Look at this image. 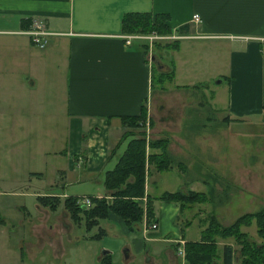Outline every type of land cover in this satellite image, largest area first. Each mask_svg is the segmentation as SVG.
Masks as SVG:
<instances>
[{
  "label": "crops",
  "instance_id": "crops-1",
  "mask_svg": "<svg viewBox=\"0 0 264 264\" xmlns=\"http://www.w3.org/2000/svg\"><path fill=\"white\" fill-rule=\"evenodd\" d=\"M125 11L166 13L169 30L163 34L172 37L153 40L150 45L147 39L136 37L125 43L123 34L138 32L121 30L120 17ZM32 16L42 19L51 32L43 46L33 44L24 32ZM154 70L160 83L163 77L165 81L152 89ZM195 86L206 91L204 100L178 93L181 87ZM192 103L213 110L220 107L219 113H224L220 120L226 122L264 114V0H0V164L12 166L5 165L3 172L17 171L22 163H34L37 155L45 161L48 154L59 151L64 155L58 170L63 180L61 192L51 191L49 183L42 193L63 199L64 186L89 179L109 163L111 167L120 145L124 143L122 150L128 139L109 155L126 129L120 116L138 113L141 104L146 112L142 122L146 138L167 137L169 156L164 170L148 166L145 181L150 177L151 184H161L164 188L159 193L196 190L191 187L193 181L206 183L201 167L186 188H166L176 185L181 172L193 167L197 135L191 131L210 126L191 122L189 112L196 108ZM53 115L63 141L52 150ZM211 117L205 114L202 118L207 121ZM201 135L210 138L211 132ZM13 163H19L20 168ZM29 167L23 168L24 174L35 172ZM3 174L0 195L30 193L20 184L3 186V177L8 176ZM144 191L149 195L145 182ZM155 196L152 220L156 227L138 230L140 239L187 240L186 224L182 232L181 226L170 232L181 212L179 203ZM140 201L144 205L145 197ZM60 204L62 201L56 208ZM35 208L41 212L37 217L25 204L0 198V264H99L104 252L85 254L79 249L83 236L73 233L74 220L67 217L63 206L57 219H51L48 211L53 210L39 202ZM208 216L196 220L199 235L190 240L199 239ZM107 217L117 218L113 214ZM117 220L127 233L133 232ZM145 220L143 214L141 221ZM166 221L171 222L169 228ZM56 224L63 229L54 233ZM219 238L218 248L230 242L218 245Z\"/></svg>",
  "mask_w": 264,
  "mask_h": 264
},
{
  "label": "rangeland",
  "instance_id": "rangeland-1",
  "mask_svg": "<svg viewBox=\"0 0 264 264\" xmlns=\"http://www.w3.org/2000/svg\"><path fill=\"white\" fill-rule=\"evenodd\" d=\"M158 77L159 74L154 70L152 89L157 88L165 81V77H163V81L160 83ZM178 91L181 94L187 93L191 95L190 97H194V100H204L203 93L206 92L198 86L188 87L187 89L181 87ZM192 105L196 108L189 112V116L193 117L191 122H204L210 124V126L191 131L197 135L196 146L193 145L192 151L194 153L193 167L190 171L193 170V172L186 170L181 172L182 176L178 180L179 182L175 183L176 185L166 187L168 190L182 189V186L183 189L186 188L189 178L195 174L196 169L202 168V174L203 176L205 175L206 183H202L201 179H199L197 182L193 181L191 187L196 189L194 191H204V199L200 201L195 200L183 205L181 212L177 219H175L176 222L174 221L173 227L170 229L172 233V230L175 231L177 226H185L184 224L186 223L184 236L187 239L198 237L200 227L196 220L200 221L207 214H213L219 223L225 225L229 224L241 213L254 211L264 206V114L244 116L241 119L234 118L236 116L230 114V117L234 119L226 122L220 120L221 115L224 114L223 112L219 113L221 111L220 107L213 110L206 104L196 106L192 103ZM185 106H183V109L187 108ZM205 114L211 115V119L205 121L202 118ZM144 128L143 131H145ZM210 132V138L207 136L203 137L202 135L199 136L200 134H209ZM62 135L59 121L54 119L53 115L50 145L52 150L58 148L62 143ZM123 145L124 143L120 145V150ZM63 164L64 155L59 151L48 154L45 161H41L37 155L36 161L34 163L29 161V165L22 163L21 166L19 163H13L14 167L20 168L21 166L22 169L17 171L8 169L3 172L2 170L5 168V165L10 168L12 166L6 162H2L0 164V174H8V176L3 177V186L15 188L20 184L22 190L29 191L30 193L0 195V198L7 202L14 201L25 204L33 216H39L41 212L35 208V203H37L35 193L44 194L42 192H45V189L50 186L48 185L49 183H51V191L61 192L62 186L59 187V185H62L63 180L60 181L58 170ZM26 166L34 168L35 172H31L28 175L24 174L23 168L25 170ZM109 166L110 163L107 164L106 168ZM102 174L103 171L93 174L89 179L86 177L84 180L67 184L64 186V196L68 194L83 196L92 193H102L103 195L106 189L102 184ZM145 183L147 185V193L152 198L164 188L161 184H151L150 177ZM188 190H184V192ZM62 200L60 197L59 202ZM152 202L156 203L155 201ZM62 206L63 202L56 210L48 211L49 217L51 219L60 218V208ZM170 224V221H166L168 228ZM56 225L53 226L52 232L54 233L63 229L60 224ZM242 229L247 231L251 238L258 239L255 233L254 221H251L248 226H242ZM140 230H142V221ZM72 231L74 234L83 236V239L78 244L80 250L85 254L93 251L100 253L102 250H106L109 252L111 264H183V253H181V250L178 252L177 249V246L180 245V242L177 241L178 238L170 239L169 243L167 241L151 242L145 239L141 240L136 230L127 233L117 218L102 217L96 222L89 223L86 222L85 217L80 212V218L74 221ZM134 236L137 238H134ZM179 239L184 241L183 238ZM225 240L232 243L236 253L237 244L231 238H219L218 245ZM170 243H174V245L172 246ZM165 246L167 252L164 249ZM148 256L152 257L151 260L150 258L148 260Z\"/></svg>",
  "mask_w": 264,
  "mask_h": 264
},
{
  "label": "trees",
  "instance_id": "trees-1",
  "mask_svg": "<svg viewBox=\"0 0 264 264\" xmlns=\"http://www.w3.org/2000/svg\"><path fill=\"white\" fill-rule=\"evenodd\" d=\"M166 18L167 14L164 12L125 11L120 17V27L123 32L154 31L162 34L169 30L165 22ZM171 41L173 40L169 43ZM167 43L164 45L169 46ZM171 71L170 67L169 77ZM145 117V107L142 104L138 113L120 116L126 129L110 148L109 155L115 152L124 138L128 137V139L113 165L103 170L102 184L106 192L102 196H89L88 205L78 203L74 195L64 196L63 206L71 219L74 221L79 219L81 212L86 222L93 223L99 218L113 214L130 231L141 229L143 214L147 222L153 219L152 197L144 191L145 174L149 165L159 171L166 169L169 166V156L167 137L146 138L145 131L140 128ZM143 196L144 205L140 201ZM204 197L203 191L184 192L180 189L164 190L155 196V198L176 200L180 209L188 202L200 201ZM36 199L41 205L52 210L59 202L56 195L50 194L36 195ZM251 221H254L257 240L251 238L247 231L242 229V226L250 225ZM182 229L183 226L180 227L181 232ZM217 237L231 238L237 244V252L235 253V248L230 242H224L218 248ZM182 246L183 264H264V206L241 213L225 225L219 223L213 214H209L206 226L200 230L199 239L184 240ZM99 264H110L108 251L100 256Z\"/></svg>",
  "mask_w": 264,
  "mask_h": 264
},
{
  "label": "built area",
  "instance_id": "built-area-1",
  "mask_svg": "<svg viewBox=\"0 0 264 264\" xmlns=\"http://www.w3.org/2000/svg\"><path fill=\"white\" fill-rule=\"evenodd\" d=\"M29 35L30 40L32 41L33 44L37 46H43L47 42V36L51 33L48 31L42 21L37 16H32L29 18V25L28 27L24 30ZM122 37L124 38L125 43H129L131 38H145L148 41V45L153 40L156 39H164V38H170L172 35H165L161 33H156L154 31L148 32V33H129V34H123ZM145 132H147L146 128H144ZM78 203H81L83 205H88L90 203V198L87 195L79 196L76 200ZM156 227V223L153 220L150 221H143L142 222V230L145 231L147 229H153ZM178 242H180V245L177 246L178 252L181 250V253H183L182 249V243L183 241L181 239H177Z\"/></svg>",
  "mask_w": 264,
  "mask_h": 264
},
{
  "label": "water",
  "instance_id": "water-1",
  "mask_svg": "<svg viewBox=\"0 0 264 264\" xmlns=\"http://www.w3.org/2000/svg\"><path fill=\"white\" fill-rule=\"evenodd\" d=\"M106 250H102V253L105 252Z\"/></svg>",
  "mask_w": 264,
  "mask_h": 264
}]
</instances>
